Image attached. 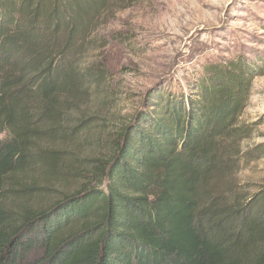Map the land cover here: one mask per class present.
Wrapping results in <instances>:
<instances>
[{
    "label": "trees",
    "instance_id": "16d2710c",
    "mask_svg": "<svg viewBox=\"0 0 264 264\" xmlns=\"http://www.w3.org/2000/svg\"><path fill=\"white\" fill-rule=\"evenodd\" d=\"M112 3L0 0V264H264V185L250 193L237 175L264 156L242 148L260 71L244 58L206 67L187 92L148 93L105 187L38 208L27 177L56 170L42 143L63 132L89 77L87 37Z\"/></svg>",
    "mask_w": 264,
    "mask_h": 264
},
{
    "label": "rangeland",
    "instance_id": "374dc122",
    "mask_svg": "<svg viewBox=\"0 0 264 264\" xmlns=\"http://www.w3.org/2000/svg\"><path fill=\"white\" fill-rule=\"evenodd\" d=\"M112 1L80 57L79 68L89 77L80 93L70 97L72 110L60 124L67 133L42 143L57 151L56 170L43 178L37 172L27 177L42 194L38 208L83 188H104L103 168L148 93L187 92L210 65L238 58L256 62L260 71L242 115L254 134L242 148L264 144V0ZM237 175L255 192L264 185V156L242 161Z\"/></svg>",
    "mask_w": 264,
    "mask_h": 264
}]
</instances>
